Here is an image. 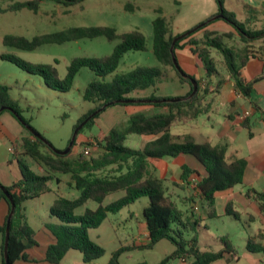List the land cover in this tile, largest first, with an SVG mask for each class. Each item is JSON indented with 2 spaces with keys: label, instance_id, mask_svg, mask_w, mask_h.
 I'll list each match as a JSON object with an SVG mask.
<instances>
[{
  "label": "trees",
  "instance_id": "1",
  "mask_svg": "<svg viewBox=\"0 0 264 264\" xmlns=\"http://www.w3.org/2000/svg\"><path fill=\"white\" fill-rule=\"evenodd\" d=\"M42 1H15L5 7L0 6V13L17 12L22 9L37 13ZM52 1L69 7L80 4L84 0ZM215 2L218 7L217 11L202 20L200 23L203 25L176 40L173 46L174 38L183 32L174 34L164 17L154 18L152 20V52L159 65L136 66L124 74L115 75L110 80H106L105 77L117 68L125 53L146 49L145 37L140 31L118 33L111 26L93 25L71 26L56 32L38 34L32 38L10 34L3 37L4 45L23 50H34L42 44H60L97 36H104L109 41H117L108 55L72 58L62 78L53 64L33 63L14 55H2L3 59L14 63L24 71L40 76L50 89L60 92L71 89L81 68L87 67L95 74L96 77L88 82L82 93V98L93 103L94 107L83 114L74 125L75 128L91 115L77 135L84 127L94 125L101 113L114 105L140 103L168 109L166 112L150 115L144 113L130 115L123 128L112 127L100 139L94 137L97 146L94 147V151L90 152L91 154L79 152L73 155L71 153L78 141L75 137L70 151L63 155L56 153L40 133L42 139L35 137L27 130V125L31 126L30 120L23 117L17 100L13 99L8 92L9 88L0 84V108H4L0 114L3 111L9 112L27 132V136L21 138V150L15 148L9 160L17 163L21 177L8 186L0 183V200L7 204V214L10 210V203L3 189L8 191L15 203L6 250L10 264L19 259H22L25 264H30L26 250L37 245L35 231L27 221L23 203L52 192L53 189L49 183L59 181L56 177L59 174L68 175L70 185H73L79 193L73 198L57 196L49 207V216L55 219L46 226L54 238L45 251L44 260L49 263L58 264L70 249L82 254L84 264H89L102 257L105 249L90 238L89 230L97 228L109 213H116L141 197L148 198V204L143 208L148 236L147 242L140 248L151 249L163 239L169 240L175 246L174 251L157 264H168L170 260L176 258L181 259L185 264H211L215 260L225 258L228 254H238L235 245L226 235L218 237L222 244L219 250L199 248L196 230L202 220L193 212L194 206L188 207L186 215L176 207L166 193L163 180L153 174V166L150 162L154 158L180 154H190L197 158L206 171V175L197 181L198 196L206 210V218L209 219L217 217L214 208L215 193L242 182L246 160L234 158L227 161L226 145H215L210 142L197 143L190 134L174 137L170 133V128L174 123L185 121V110H187L186 114L192 117H196L202 111L198 107L199 81L180 68L175 55L177 49L187 47L193 55H196L206 78L218 75L221 70L224 71L233 82V87L244 97H250L254 84L264 79V72L249 81L242 76V69L250 58L258 57L264 62L263 46L254 44L264 39V27H251L250 18L245 21L238 20L233 11L225 9L223 0H215ZM218 13H221L222 17L212 19ZM214 20L224 21L232 27L233 31L221 32L209 29L207 26ZM171 46L177 66L173 62ZM169 71H174L178 82L187 84L189 88L188 92L181 97L182 99L177 101H169L171 97L155 94L159 78L167 75ZM192 78L197 85V91L188 97L193 88L190 81ZM222 82L223 79H220L214 87L217 88ZM149 88L153 89V93L148 96H130L135 90ZM126 100L130 101L125 102ZM243 125L248 127L247 120L243 121ZM131 133L156 137L142 148H132L125 145L127 135ZM251 134L249 132V135ZM85 144H90V142H84ZM27 158L42 167L44 173H38L32 169L26 161ZM190 172L191 169L188 166H183L181 179L186 181ZM116 191H123L124 195L114 202L103 205L106 196ZM256 199L259 201L260 210L264 211V195L259 193ZM89 200L95 201L98 204L97 207L85 208L82 214H75V210ZM225 215L235 221L240 220L241 214L235 209L231 200L225 205ZM6 218L7 215L3 224L0 225V232L3 236L1 264H5L3 244ZM190 231L192 235L189 238L185 237L184 234ZM261 237L260 233L249 236L247 249L264 253V246L257 241ZM121 249L111 253L107 264H120L118 256ZM134 264L149 263L140 261Z\"/></svg>",
  "mask_w": 264,
  "mask_h": 264
},
{
  "label": "rangeland",
  "instance_id": "2",
  "mask_svg": "<svg viewBox=\"0 0 264 264\" xmlns=\"http://www.w3.org/2000/svg\"><path fill=\"white\" fill-rule=\"evenodd\" d=\"M15 1L24 0H0V6L5 7ZM126 4H128V7H126ZM223 5L225 9L233 11L238 20L245 21L248 18H254V20L250 21L251 27H264V0H223ZM217 9L215 0H84L80 4L69 7H64L52 0H43L40 3L37 13L28 9H22L17 12H1L0 84L6 85L9 88L8 92L10 96L17 100L21 107L23 117L30 120L31 126L53 148L56 150H64L68 145L75 129L74 125L78 119L94 107L93 103L82 98V93L88 82L96 77L95 74L87 67L81 68L74 79L71 89L66 92H60L50 89L44 84L40 76L24 71L14 63L3 59L2 55H14L24 61L33 63L53 64L57 68L59 76L62 78L72 58L77 56L101 57L108 55L112 52L117 41H109L104 36H97L93 38H82L77 41H67L60 44H42L34 50H23L4 45L2 40L5 35L10 34L32 38L38 34L56 32L71 26L93 25L111 26L118 33H125L132 30L140 31L145 37L146 49L143 51L133 50L125 53L117 68L105 77L106 80H110L115 75L124 74L136 66L159 65L152 52V20L157 16L164 17L169 22L173 33L177 34L185 32L199 24L211 12H216ZM186 88V85L182 86L178 82L175 72L171 71L164 77L159 78L155 94H182ZM152 92L153 89L151 88L135 90L130 96L138 97L139 95ZM1 114L0 118L10 116L16 120L7 111H3ZM107 115L108 122L115 123L114 125L120 128L117 126L118 116H113L109 109L105 110L102 114L103 117H101V120L97 124L94 123L90 127H84L81 133L76 135L78 141L72 148L73 155L83 152V148L86 146L84 142L93 140V135L96 137L100 136L101 132L107 126L105 122V116ZM126 119L128 120V116ZM17 123L19 122L17 121ZM23 130L25 131L24 128ZM125 145L132 148H140L142 146V136L134 133L128 134ZM0 150L3 153V149L1 148ZM26 161L36 172L42 171V167H39L37 163L31 161L29 158ZM19 176L20 172L14 164L7 166L5 162L0 161V183L2 185L10 183L13 177L16 178ZM52 184L54 186L53 191L40 195L34 199V202L30 201L26 203L27 209H37L39 212L38 215L45 217V215L47 216L46 211L53 203L55 197L64 196L73 198L79 193L75 188L71 189L68 193L64 185L60 188L61 192L57 190L54 182ZM172 191L169 190L168 192L172 193ZM123 195V191L112 192L104 199L102 204L106 205L114 202ZM171 197L177 208L184 209V205L179 198L175 196ZM146 203L147 197H143L134 204L123 207L117 213H110L108 218L103 220L97 229L91 231L90 238L102 245L105 249L104 255L96 260L97 263L107 264L111 253L119 248H122L118 256L120 264H134L140 261L157 264L174 251V244L167 239L158 241L153 248L148 249L140 248L142 244H137L139 241L131 238L132 233L130 227L131 225L135 227L136 223H130L128 219L129 211H134L135 214L140 215L142 206L146 205ZM97 205L95 201L89 200L84 205L78 207L75 210V214H82L86 207L94 209ZM123 217H126L124 222H119ZM113 220L117 222L114 223L118 227L117 231L113 229ZM39 221L32 216H28V223L34 229L40 226ZM207 223L215 239L210 238L208 240L213 250L221 246L219 240L215 237L226 235L238 251V256L233 257L234 259H239L236 264H264L263 253L255 254L253 258L245 254L249 234L246 232V225L235 221L230 216L209 219ZM184 236L189 238V232L185 233ZM203 236L204 238H209L206 233ZM143 241L140 242L145 243ZM72 252L79 254L78 251ZM257 258H261V260L256 261ZM168 264L185 263L181 259L176 258L170 260Z\"/></svg>",
  "mask_w": 264,
  "mask_h": 264
},
{
  "label": "crops",
  "instance_id": "3",
  "mask_svg": "<svg viewBox=\"0 0 264 264\" xmlns=\"http://www.w3.org/2000/svg\"><path fill=\"white\" fill-rule=\"evenodd\" d=\"M211 13L214 14L215 12ZM250 20L252 21L254 18L251 17ZM207 27L211 30H218L221 32L233 31L232 27L222 20H214ZM254 44L255 46L262 45L264 49V39H260L254 42ZM175 55L180 68L186 74L194 76L199 81L198 107L201 108L202 111L196 117H192L190 114H186L187 110H185V121L174 123L170 128L171 135L174 137H181L185 134H190L194 137V140L197 143L210 142L211 144L215 145H226L225 157L227 161L233 160L234 158H244L246 160L242 182L234 185L231 188L215 193L214 208L217 217L210 219L228 217L225 215V205L229 200H231L235 209L241 214L240 220L238 222H241L243 225L247 226L245 228L246 232L249 233L248 237L255 236L260 233L262 237L261 239H258V241L264 246V211L260 210L259 201L256 199L257 194L260 193L264 195V79L254 84L250 97H244L233 87V82L231 79H229L228 75L224 71L221 70V73L218 75H213L211 78H206L204 69L202 68L198 58L196 55H193L187 47L177 49ZM218 68L220 67L218 66ZM262 72H264L263 60L258 57H254L250 58L243 67L242 76L246 81H249L259 76ZM220 79H223L222 84L215 88V84ZM183 85L187 86V84H182V86ZM205 87H207L206 90ZM188 90L189 88L187 86L186 90H184L182 94L177 93L175 95L159 96L171 98L175 96L182 97L188 92ZM150 94L151 93H146L144 95H139L138 97H145ZM108 109L113 116H118L117 126L120 128H123L127 124L124 122H127V116L129 118V116L132 114L144 113L150 115L166 112L168 110L167 107H157L140 103L114 105L108 107L106 110ZM246 111L249 112V115H247L245 118H242V114H244ZM103 113L104 112H102L99 118L95 120V124L101 120ZM244 120H247L248 127L243 125ZM105 122L107 126L101 132L100 136L96 137L93 135V138H101L112 127H116L114 125L115 123L108 122V115L105 116ZM249 132L252 134L249 135ZM25 136H27V133L23 130L21 125L17 123L16 120L10 116L0 118V149H3V153L0 150V161L2 160L5 162L7 166L14 164L19 172L20 170L17 166V163L14 160L11 162L9 161L11 157L9 148L15 146L17 150H21V138ZM140 136H142V146L140 148H142L148 141L156 137L153 135ZM92 151H94V149ZM150 162L153 166V174L163 180L166 193L169 195V197L172 199L171 196H175L181 200V203L184 205V209H179L184 213V215L187 214L189 206H194L193 212L202 220L200 226L197 227L196 230L199 248L201 250H213L211 245L208 243L210 238L214 239V235L209 229L207 223L209 218H206V210L201 204L198 192H196L191 187L192 182H197L198 179L206 175L204 166L197 158L190 154L154 158L151 159ZM183 166H188L191 169L186 181L181 179ZM38 173H44L43 168L42 171ZM20 177L21 173L19 177H13V180H11L10 183H5V186H8L12 182L19 180ZM56 177L59 181H52L49 183L52 189L54 187L52 184L53 182L56 184L58 191H61L60 188L62 185H64V188H67L66 191H68V193L74 188L73 185H70V177L68 175L59 174ZM169 190H173L172 193L168 192ZM176 190L181 192L177 191V193ZM30 201L34 202V199L27 200L23 203L27 221L28 216H32L33 218L40 220V226H38L36 229L31 226L35 231V240L37 245L27 249L26 254L28 255L30 264H52L44 260L46 248L54 241L53 236L46 226L55 220L49 216L50 206L46 211L47 216L45 215V217L39 216L37 209H27L26 203ZM135 202L129 205H132ZM147 204L148 198L146 205ZM146 205L142 206L140 215L135 214L134 211L129 209L130 211L128 219L130 220V223H136L135 227L132 225L130 227V231L132 233L131 238H134L135 241H139L137 244H145L147 242L148 232L143 217V208ZM6 215L7 204L3 200H0V225L3 224ZM108 215L106 218H108ZM125 218L126 217L121 218L119 222H124ZM114 223L117 222L113 220V225ZM94 229L89 230V236L91 231ZM113 229L114 231H117L118 227L114 225ZM205 233L209 236V238H204L203 235ZM189 235H192L191 231L189 232ZM215 238L218 239V237ZM2 242L3 236L0 232V264ZM221 247L222 244L216 250H219ZM245 249V254L251 258H253V255L255 254L262 253L249 251L247 247H245ZM72 251L77 250H68L58 264H84L82 260V254L79 251V254H75ZM237 256L238 254H228L225 258L215 260L211 264H236L239 259H234L233 257ZM257 260H261V258H257L256 261ZM13 264H25V262L22 259H19ZM89 264L99 263L94 260Z\"/></svg>",
  "mask_w": 264,
  "mask_h": 264
},
{
  "label": "water",
  "instance_id": "4",
  "mask_svg": "<svg viewBox=\"0 0 264 264\" xmlns=\"http://www.w3.org/2000/svg\"><path fill=\"white\" fill-rule=\"evenodd\" d=\"M222 17V14L221 13H218L216 15H214L212 17V19H217V18H221ZM201 25H203L202 23L198 24L197 26H195L194 28H191L185 32H183L182 34L178 35L177 37L174 38L173 42H172V46L174 44V42L182 37H184L185 35L191 33L192 31H194V29L200 27ZM172 46H171V52H172V58H173V62L174 64L177 66V63H176V59H175V55L173 54V50H172ZM182 75H184L183 73H181ZM191 83H192V91L191 93L189 94L188 97H191L196 91H197V85L195 83V80L192 78L190 79ZM182 99L181 97H173L171 99H169V101H177V100H180ZM130 100H126L125 102H129ZM4 108L1 107L0 108V111L3 110ZM91 116L87 117V119H84L82 122H80L74 129L73 133H72V136L68 142V145L67 147L64 149V150H56L55 148H53V150L56 152V153H59V154H66L70 151L71 147H72V144L75 140V137L78 133V131L81 129V127H83L85 125V123L88 121V119L90 118ZM27 130H29V132H31L35 137L39 138V139H42V136L39 134V132H37V130H35L33 127L27 125ZM51 146V144H50ZM3 192L6 196V198L9 200V203H10V210L7 214V218H6V224H5V235H4V244H3V254H4V263L5 264H10L9 260H8V257H7V242H8V238H9V229H10V224H11V217L13 215V212H14V209H15V203L13 201V199L11 198L10 194L8 193L7 190L3 189Z\"/></svg>",
  "mask_w": 264,
  "mask_h": 264
},
{
  "label": "built area",
  "instance_id": "5",
  "mask_svg": "<svg viewBox=\"0 0 264 264\" xmlns=\"http://www.w3.org/2000/svg\"><path fill=\"white\" fill-rule=\"evenodd\" d=\"M247 115H249V112L248 111H246V112H244V114H242V118H245ZM97 146V142L93 139V140H91L90 141V144H87L84 148H83V153L84 154H89L93 149H94V147H96ZM9 151H10V153H13L14 151H15V148H14V146H12L11 148H9ZM191 187L196 191V192H198V189H197V182L196 181H194V182H192V185H191ZM196 209V208H195Z\"/></svg>",
  "mask_w": 264,
  "mask_h": 264
}]
</instances>
